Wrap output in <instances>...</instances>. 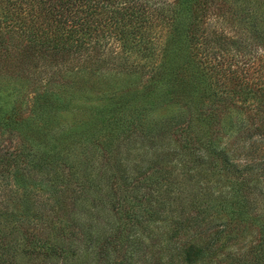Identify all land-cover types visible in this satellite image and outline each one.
Masks as SVG:
<instances>
[{
	"label": "trees",
	"instance_id": "1",
	"mask_svg": "<svg viewBox=\"0 0 264 264\" xmlns=\"http://www.w3.org/2000/svg\"><path fill=\"white\" fill-rule=\"evenodd\" d=\"M243 102L264 109V0H0V264H199L210 242L186 232L199 203L143 250L166 179L146 171L159 183L137 197L116 154L136 136L212 163L221 115ZM105 176L101 219L89 193ZM254 222L249 249L215 264H264Z\"/></svg>",
	"mask_w": 264,
	"mask_h": 264
},
{
	"label": "rangeland",
	"instance_id": "2",
	"mask_svg": "<svg viewBox=\"0 0 264 264\" xmlns=\"http://www.w3.org/2000/svg\"><path fill=\"white\" fill-rule=\"evenodd\" d=\"M1 142L5 143V146L9 145L7 138H2ZM212 144L213 150L210 151L217 153L213 156L212 163L206 157L193 159L185 154L181 157L171 154L160 157L153 152H157L156 150L163 145L154 146L146 141L140 142L136 136L121 145L116 154L117 169L125 186L131 179L139 181L132 189L135 196L143 195L149 198L150 192L145 194L144 184L154 183L150 190L157 187L159 181L155 182V175L143 178L147 172L158 170L163 180L166 179L167 185L162 188L164 202L160 205L159 215L144 218L145 225L149 226L151 233L150 237L140 236L143 250L148 249L149 243L153 244L149 238L154 239V236L162 231V226L176 223L178 216L183 212L180 207L184 209L196 207L197 202L199 203L197 209L201 210L192 215L194 218L192 229L195 232L189 228L186 232L194 236L192 239L196 243L203 242L206 245L208 241L210 242L209 252L207 254L203 252L204 257L199 264L223 263L233 253L246 252L258 237L255 217L257 220H264V109L255 108L249 102L234 105L226 114L221 115L217 137ZM183 168L187 169V180L182 184L178 182V177L183 173ZM107 183L105 176L101 180L99 191L89 193L90 195L98 193L100 196L98 197L100 204L97 205L101 207L99 214L101 219L112 211L111 202L107 198L109 194ZM176 185L183 189L180 194L183 201L178 200L180 197L177 199L173 197ZM122 191L124 193L126 190L122 188ZM203 193L205 195L202 198ZM206 199L208 201L205 202ZM129 201L122 207L123 215L130 213L128 205L136 209V205L140 204L137 201ZM204 202L206 205L202 206ZM86 206L87 203L83 208ZM80 207L76 206L77 209ZM228 209L236 210L233 213V220L224 214ZM99 217L97 216L98 220ZM83 219L84 217L81 221ZM144 219L139 218L137 223ZM121 221L128 223V218L122 216ZM233 221L237 223L234 224ZM207 232L209 233L205 237L200 235ZM179 237L182 238L180 234ZM164 238L165 235L161 236L159 241H163Z\"/></svg>",
	"mask_w": 264,
	"mask_h": 264
}]
</instances>
